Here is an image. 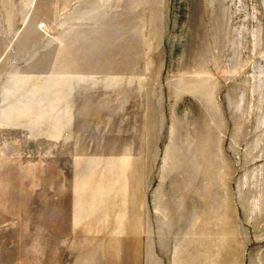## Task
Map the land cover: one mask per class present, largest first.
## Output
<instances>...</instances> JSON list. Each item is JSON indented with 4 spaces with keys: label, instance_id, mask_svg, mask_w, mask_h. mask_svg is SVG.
Masks as SVG:
<instances>
[{
    "label": "crops",
    "instance_id": "0c3cea01",
    "mask_svg": "<svg viewBox=\"0 0 264 264\" xmlns=\"http://www.w3.org/2000/svg\"><path fill=\"white\" fill-rule=\"evenodd\" d=\"M77 5L0 0V162L25 148L28 165L25 218L0 209V264H264V180L260 202Z\"/></svg>",
    "mask_w": 264,
    "mask_h": 264
},
{
    "label": "rangeland",
    "instance_id": "374dc122",
    "mask_svg": "<svg viewBox=\"0 0 264 264\" xmlns=\"http://www.w3.org/2000/svg\"><path fill=\"white\" fill-rule=\"evenodd\" d=\"M77 3V26L85 29L104 27L107 23L114 27L118 42L124 44L126 59L140 60L143 76L157 77V90L160 97L165 95L166 108H175L180 114L181 109L188 110L196 131H204L207 139L222 141V154L235 161L230 172L238 178L252 177L253 193L261 202L264 0H77ZM69 22L63 20L54 27ZM52 28L49 33L56 32ZM186 87L188 95L182 94ZM5 138L0 137V146L6 143ZM23 150L24 154H19L20 148L11 149L7 154L13 160L0 162V209L7 204L12 220L25 218L28 165ZM223 167L227 170V164ZM5 214L2 210L0 218Z\"/></svg>",
    "mask_w": 264,
    "mask_h": 264
}]
</instances>
